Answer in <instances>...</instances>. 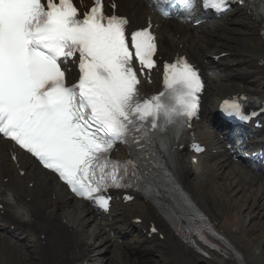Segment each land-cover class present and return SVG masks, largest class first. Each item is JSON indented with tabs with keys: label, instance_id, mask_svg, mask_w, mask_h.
I'll return each instance as SVG.
<instances>
[{
	"label": "snow or ice",
	"instance_id": "obj_1",
	"mask_svg": "<svg viewBox=\"0 0 264 264\" xmlns=\"http://www.w3.org/2000/svg\"><path fill=\"white\" fill-rule=\"evenodd\" d=\"M231 2L237 0H201L217 12ZM178 3L181 14L191 17L196 0ZM104 7L103 0H93L81 18L74 0H0V136L56 173L77 196L104 209L110 197L102 193L109 188L136 187L154 201L163 189L188 220L189 232L209 243L205 233L215 235L212 226L166 165L184 126L197 114L201 77L178 56L163 65V90L140 96L133 61L141 71L153 69L156 38L150 25L129 33L128 19L114 11L105 14ZM257 15L264 17V7ZM69 61L78 68L71 84L61 67ZM240 99L225 100L222 109L247 120ZM117 143L128 146L129 159L111 158ZM17 214L25 210L18 208ZM165 214L176 222L174 211Z\"/></svg>",
	"mask_w": 264,
	"mask_h": 264
},
{
	"label": "bare ground",
	"instance_id": "obj_2",
	"mask_svg": "<svg viewBox=\"0 0 264 264\" xmlns=\"http://www.w3.org/2000/svg\"><path fill=\"white\" fill-rule=\"evenodd\" d=\"M117 4L120 13L128 15L132 26L144 23L148 9L143 0H117ZM225 16L221 23H205L197 27L155 17L160 52L163 55L185 53L204 69L207 75L205 101L212 90L217 96L236 91L262 93L255 78L264 71V25L246 10L232 9ZM166 33H170L173 38H169ZM257 35L259 42H255ZM190 40L191 43H188ZM210 43H217L219 47L218 51L211 53L227 51L229 55L227 59L217 62L212 60L205 66L203 63L208 62ZM215 70H218L217 81L212 73ZM199 139L209 143L204 136H199ZM218 142L222 140L218 138ZM10 147L9 142L0 141V189L8 190L23 206L27 216L25 221H17L9 214L0 215V264H84L85 261L86 264H126L125 254H116L122 259L112 260L108 258L107 251L110 249L109 254L113 256L114 248L119 246L116 234L126 235L131 230H139V247L134 248L137 256L143 258L150 255L152 248H155L159 251L156 264H161L160 257L164 264H241L213 252H209V258L197 254L188 244L174 236L149 202L139 197L129 207L128 204H121L122 217L129 221L130 230L120 228L114 220L102 219L94 223L98 218L97 213L87 203L69 195L62 184L50 173L38 168L25 154L13 161L8 154ZM215 155H222L223 159L211 164L210 160L217 157ZM180 156L179 151L177 157ZM206 157L208 159L205 161L200 156L198 163L189 164L190 169L188 164L185 167L179 160L177 172L180 182L243 255L244 264H264V252L254 245L259 235L255 232L264 230V221L253 222L261 212L253 216L249 213L254 211L260 200H264V177H243L240 168L230 166L231 157L226 152L210 154L207 150ZM21 170H24L22 175L19 173ZM192 170L197 174L196 183L190 179ZM215 188L224 191L221 193ZM228 191H252L244 192L238 203L242 208L246 201L252 199L253 206L250 209L248 207L245 214L236 211V203L231 200L236 198V193L235 197H231ZM137 217L140 223H135ZM150 223H154L159 232L164 234L163 241L155 235L147 237ZM88 224L89 230L86 229ZM143 230L144 236L141 234ZM260 244L264 251V239ZM100 257L104 260L99 262Z\"/></svg>",
	"mask_w": 264,
	"mask_h": 264
},
{
	"label": "rangeland",
	"instance_id": "obj_3",
	"mask_svg": "<svg viewBox=\"0 0 264 264\" xmlns=\"http://www.w3.org/2000/svg\"><path fill=\"white\" fill-rule=\"evenodd\" d=\"M262 76H264V75H262ZM263 81V78L262 79H260V78H258L257 79V82L259 83V84H261V88H262V90L264 91V83H261ZM212 96H213V93L211 94ZM216 98H214V100H215ZM191 177H192V180L193 181H195L194 179H195V177H196V175H195V173H192V175H191ZM216 190H219L221 193L224 191L223 189H216ZM222 190V191H221ZM237 192H239V191H237ZM244 192H246V191H244ZM243 192V193H244ZM230 193V195L232 196L233 195V191H231V192H229ZM242 193V194H243ZM248 193H252V191H248ZM224 195H227V194H224ZM236 195H238V193L236 194ZM244 195V194H243ZM246 195V194H245ZM229 196V195H228ZM241 198L239 197V200H240ZM231 200L233 201V202H235L236 203V205H235V208L234 209H236V211H239L240 210V208H241V205H240V203H238L239 202V200H238V198L236 197V198H231ZM242 201V200H241ZM247 202V201H246ZM252 204H254L253 202H252ZM250 205V204H248V207H249V209H250V207L251 206H253V205ZM244 205V204H243ZM250 205V206H249ZM245 207V206H244ZM248 207H246V209H245V212H244V210L242 211L244 214L249 210L248 209ZM263 207H264V200H260L258 203H257V205H256V208L254 207V211L251 213V215H254L256 212H261V214H258L255 218H254V221L253 222H255L256 221V223H263V221H264V216H262V214H264V209H263ZM221 210V209H220ZM118 211H120L119 209H115V212H118ZM235 212V211H234ZM120 216V215H119ZM248 216V215H247ZM261 217V218H260ZM246 219H248V218H246ZM252 222V223H253ZM88 226H90V224H88L86 227H88ZM121 227H124V228H126L127 227V223L125 222V220H123L122 221V224H121ZM247 227H249V225L247 226ZM246 227V228H247ZM262 232V233H261ZM261 232H255L256 234L257 233H259V235H258V239H256L255 240V246L258 248V250H260V252H264L263 251V249L261 248L262 246H261V244H260V242L261 241H263V239H264V230L263 231H261ZM260 235H262V237L260 236ZM136 237V233L135 232H131L129 235H127L124 239H122V241L124 240V241H126V242H124V243H122L121 242V246L119 247V248H115V253L116 254H118L120 251H123L124 253H125V255H126V258H128L127 259V261H126V264H131V261L130 260H132L133 262H135V263H137L138 262V260L140 259V258H138V256H137V254H136V252H134L133 251V247L135 246V247H138V244L137 243H134V242H132V240H133V238H135ZM150 245V244H149ZM154 251H153V253L152 254H150V255H145V258H143L144 259V263L143 264H156L155 263V260H157V258H158V255H159V251H157V249H153ZM109 252H110V249L107 251V256H108V258L109 259H114V260H119V259H122V258H118L117 256L118 255H114V256H111L110 254H109ZM112 259V260H113ZM152 259V260H151ZM108 262V261H107ZM111 262V261H110ZM121 262V261H120ZM161 264H164L163 263V261H162V259H161V257H160V261H159ZM135 263H133V264H135ZM22 264H25V263H22ZM28 264V263H27ZM121 264H122V262H121Z\"/></svg>",
	"mask_w": 264,
	"mask_h": 264
}]
</instances>
